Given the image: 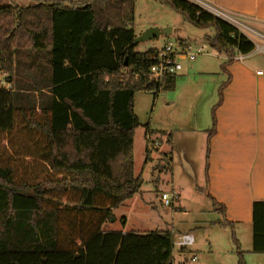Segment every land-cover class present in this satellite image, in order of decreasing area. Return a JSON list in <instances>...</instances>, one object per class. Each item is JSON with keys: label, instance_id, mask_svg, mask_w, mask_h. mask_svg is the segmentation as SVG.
Segmentation results:
<instances>
[{"label": "trees", "instance_id": "trees-1", "mask_svg": "<svg viewBox=\"0 0 264 264\" xmlns=\"http://www.w3.org/2000/svg\"><path fill=\"white\" fill-rule=\"evenodd\" d=\"M161 1L195 26L214 28L206 41L227 56L224 66L256 49L237 25L199 3ZM135 4L64 0L0 7V134L20 125L35 136L22 157L0 156V264H174L169 229H103L113 209L143 184L134 164V133L141 125L136 92L156 98L177 84L176 74L151 79L159 49L136 50ZM224 86L208 138L216 133ZM152 134L147 124L146 163ZM169 156L161 157L162 166L172 172ZM29 158L44 167L32 177L23 175ZM213 203L225 213L224 205ZM252 251L264 253V201L253 204Z\"/></svg>", "mask_w": 264, "mask_h": 264}, {"label": "rangeland", "instance_id": "rangeland-1", "mask_svg": "<svg viewBox=\"0 0 264 264\" xmlns=\"http://www.w3.org/2000/svg\"><path fill=\"white\" fill-rule=\"evenodd\" d=\"M41 1L59 2L64 0H0V7L7 5L29 7ZM68 1L70 0H67V3ZM133 27L138 36L151 27H158L160 30L171 29L168 34H161L158 38L139 42L136 50L140 52L151 48H160L168 40L178 42L180 39L190 42L193 47L205 45V52H210L209 55H215L217 52L206 41L207 36L214 35V28L195 26L161 0H136ZM250 36L256 45H264V38H258L254 34ZM263 55L264 51H260L259 56ZM204 57L207 56L199 55L197 59L200 60ZM180 61L184 69L190 63L185 58ZM180 72L177 74H181ZM215 76L213 74L202 75L206 80V95L215 89V80L217 79ZM196 77H201V75ZM204 90L206 91L205 88ZM174 98L176 103H173ZM192 101L196 100L188 97L186 89L179 86L174 90L159 92L156 98L149 91L136 92L134 111L139 117L141 125L134 133V164L135 174L142 175L143 184L139 192L113 209L115 217L107 221L103 229L138 233L169 229L172 233L174 232L175 240L181 232H191L195 238L194 244L181 253L179 251L182 248L175 246L174 264H240L238 245L233 241V231L226 225L216 226L218 225L216 221L222 219V216L214 210L211 200L204 191L206 189V147L202 142L204 136L201 137V132L198 130L206 125V119L204 126L203 124L201 126V123L193 124L197 117L190 118V116L192 117L194 113L198 115V111H203V117L206 118V108L203 106L205 100H199L195 106ZM147 124L153 134L149 137L151 138L149 148L152 158L146 163L147 140L145 132ZM162 130L170 131L175 137L174 142L163 137ZM34 138L35 136L30 137L23 131L20 125L12 133L0 134V156L4 153L13 157H22L25 155L24 145L28 146L29 141ZM168 148L173 150L172 172L164 168L163 160H160ZM24 161L26 169H23V175L27 177L36 175L44 168L32 158ZM197 183H200L199 186ZM173 186L182 191L181 195L184 198V201L181 202L182 209H179L180 205L177 203L164 206L160 202L161 193L171 191ZM252 246L253 238L248 235L247 240L244 237V246L240 248L242 262L244 264H264V253L253 252ZM193 256H196L195 263L191 261Z\"/></svg>", "mask_w": 264, "mask_h": 264}, {"label": "crops", "instance_id": "crops-1", "mask_svg": "<svg viewBox=\"0 0 264 264\" xmlns=\"http://www.w3.org/2000/svg\"><path fill=\"white\" fill-rule=\"evenodd\" d=\"M193 1L226 16L254 43L251 34L264 38V0ZM183 43L190 42L184 40ZM209 53L201 54L207 57L200 60L197 57L194 60L185 58L190 63L181 70V74L176 75L175 89L178 86L186 89V95L196 100L192 101L194 106L199 100H205L203 106L206 108V118L203 117V111L190 116L197 117L193 124L201 123V126H204L206 119V125L198 130L201 137L204 136L203 140H199L201 139L206 147L204 191L214 210L213 199L225 206V213L215 210L222 216V219L216 221V226H222L219 222L225 221V225L233 231V241H237L242 248L244 237L247 240L248 235L253 238V204L256 201H264V55L260 57V51H255L224 66L227 60L225 54ZM212 74L217 77L215 89L206 95V80L202 75ZM197 75L201 77H196ZM223 85V101L215 110L216 133L208 138V130L212 126V110ZM176 102L174 98L173 103ZM162 131L165 132L162 136L167 139L170 131ZM170 140L174 142V135H171ZM164 154H170L169 157L173 160L172 149L168 148ZM197 184L199 186L200 183ZM173 187L179 193L180 197L176 203L180 205L179 209H182V191Z\"/></svg>", "mask_w": 264, "mask_h": 264}, {"label": "built area", "instance_id": "built-area-1", "mask_svg": "<svg viewBox=\"0 0 264 264\" xmlns=\"http://www.w3.org/2000/svg\"><path fill=\"white\" fill-rule=\"evenodd\" d=\"M208 10L227 20V17L219 12L212 9ZM158 49V54L155 57L156 62L150 70V77L155 82H161L167 75L177 74L180 72L183 69L180 61L181 59L187 58L189 60H194L197 56L205 53V45L193 47L191 43H180L170 40L165 42V44ZM255 51H264V47L257 46L253 52ZM244 57L245 55H238L236 59L241 60ZM8 87L10 86L8 85ZM156 144L158 143L156 142ZM179 197L178 191L172 189L169 192L163 191L161 193L160 200L164 206H171L178 202ZM194 242L195 238L193 234L184 233L177 236V239L174 241V245L181 248H187L192 246ZM191 261L195 263L196 256H193Z\"/></svg>", "mask_w": 264, "mask_h": 264}, {"label": "water", "instance_id": "water-1", "mask_svg": "<svg viewBox=\"0 0 264 264\" xmlns=\"http://www.w3.org/2000/svg\"><path fill=\"white\" fill-rule=\"evenodd\" d=\"M171 32V29H165V30H160L158 27H151L148 28L146 31H144L140 36H137L135 39V43L138 44L139 42L142 41H147L150 39H155L160 37L161 34H168Z\"/></svg>", "mask_w": 264, "mask_h": 264}]
</instances>
